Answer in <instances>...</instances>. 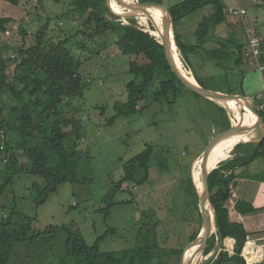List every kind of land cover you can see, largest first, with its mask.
I'll return each instance as SVG.
<instances>
[{
  "label": "rangeland",
  "instance_id": "rangeland-1",
  "mask_svg": "<svg viewBox=\"0 0 264 264\" xmlns=\"http://www.w3.org/2000/svg\"><path fill=\"white\" fill-rule=\"evenodd\" d=\"M183 1L161 0L165 7ZM237 1L246 9L247 15L244 19L228 15L227 23L218 31L219 34L224 33L225 39L243 45L244 65L235 72L244 71L242 81L245 95L239 91L238 99L246 101L248 105V99L255 98L264 89L257 65L249 54L247 35V30H250L263 40L261 59L264 65V0H258L257 4H253L252 0ZM237 1L226 0L225 4L235 7ZM19 3L14 6L0 0V19H11L6 25L7 32L0 31V59L6 62L8 73L12 76L20 61L19 49L32 46L37 31L45 25L48 26V40L69 39L67 48L82 64L80 74L86 84L82 97L74 98L70 108L76 109V119L81 124V138L73 171L89 180L81 183L65 182L56 193L50 195L45 204L37 206L33 185L38 182V177L27 173L15 176L1 198L0 222L10 218L15 211L17 220L35 219L34 228L37 231H45L50 226L74 225L88 245L96 243L110 228L116 229V234L100 241L101 252H121L135 247L142 241L139 239L140 227H144L145 232L148 223L150 231L155 229L158 235L162 250L159 261L179 264L180 258L174 252L178 249L182 251L185 247L188 250L189 242L196 232L197 212L189 178L190 175L192 177L193 162L200 157L218 126L206 114L213 110V106L188 91H183L172 107L157 104L153 100V94L159 90L157 84L151 87L149 97L139 102L138 110L126 115L129 112L124 106L129 100L127 84L135 79L130 73V64L135 57L125 54L118 47L120 34L105 32L89 41L94 24H82L85 17L81 20L72 12V0H21ZM127 4V0H116L115 5H112L109 0L110 9L115 14H118L116 11L124 12V8H129ZM204 12L209 14L207 10ZM197 14L183 20L179 26L178 31L188 40L200 21V15ZM122 16L125 19L128 15ZM108 18L111 19L110 16ZM149 27L154 29L152 24ZM201 74L204 75L203 71ZM4 100L5 114L12 117L11 98L7 96ZM214 103L220 105L216 100ZM116 104L120 105L119 116ZM237 111L240 113V110ZM252 112L258 118L257 123L243 126L241 130L246 137L251 135L248 143L254 145L253 139H260L264 134V123H260L258 112ZM62 116H65V112ZM234 122L233 118L231 128L224 133L233 128ZM10 142L12 148H17L14 141ZM147 145L156 146L157 152L164 151V156L168 157V171L161 173L156 160L150 172L151 184L148 182L138 188L124 184L130 192H123V188L119 189V180L124 176V164L140 154ZM3 161L4 157L0 155V185L9 175L4 171L6 163ZM109 205L110 212L106 218L105 209ZM144 212L149 213L152 220L143 217ZM58 248L54 242L42 249L16 247L12 256L15 252L13 259H18L15 264H50ZM219 249L217 244L206 259L220 253L222 250ZM38 255H42L40 259H37Z\"/></svg>",
  "mask_w": 264,
  "mask_h": 264
},
{
  "label": "trees",
  "instance_id": "trees-1",
  "mask_svg": "<svg viewBox=\"0 0 264 264\" xmlns=\"http://www.w3.org/2000/svg\"><path fill=\"white\" fill-rule=\"evenodd\" d=\"M5 1L14 6L21 2ZM152 1L162 4L161 0ZM225 3L226 0H184L170 7L162 5L171 15L175 43L184 68L192 71L196 82L204 89L223 86L240 90L245 95L242 81L244 71L235 72L244 65L243 45L216 36V30L227 23L229 7ZM205 10L209 14H205ZM72 12L81 20L85 17L82 24L88 26L94 24V32L89 35V41L105 32L109 34L117 32L120 34L117 40L118 47L125 54L135 57L130 64V73L135 79L127 84L129 100L124 106L129 112L126 115L135 113L139 102L146 100L151 87L157 84L159 90L153 94L154 102L169 107L176 104L179 96L186 90L165 62L157 38L143 31L138 18L129 14L124 19L122 15L113 13L109 0H72ZM196 13L200 15V21L188 40L178 29L183 20ZM10 22L9 18L0 19L2 33L7 32L6 25ZM47 31L48 26L41 27L36 33L34 44L19 49L20 61L15 66L12 76L8 73L6 62L0 59V155L4 157L3 162L6 163L4 171L9 174L0 185V202L7 186L15 176L22 173L38 177V182L33 185L36 192L34 201L37 206L45 204L50 195L56 193L63 183L68 181L81 183L89 180L88 177H81L73 171L81 138V124L76 119V109L70 108L73 99L77 96L82 97L86 88L80 74L82 64L67 48L68 38L62 41L48 40ZM23 33L27 34L25 31ZM202 71L204 75L201 74ZM7 96L13 103L10 109L12 117L5 114L4 99ZM207 101L213 106V110L207 111V117L210 116L219 125L228 110L210 100ZM119 107V104L115 105L117 116L121 115ZM64 112L65 116H62ZM242 118L248 126L253 125L249 117ZM230 128L229 125L225 131ZM253 140L254 145L243 142L235 146L231 152L233 155L220 162L209 175L217 222L208 254L213 252L217 243L224 249V241L227 238L235 240V254L230 256L227 252L221 251L216 256L206 259L203 264H246L241 253L247 237L252 233L246 225L230 220L229 201L233 197L232 189L236 186L235 170L248 169L264 156V134L262 138ZM10 141H14L17 148H12ZM163 152H157L156 146L147 145L140 154L125 163L124 176L119 180V189L123 188V192H130L129 188L123 186L124 184H132L137 188L148 182L151 184L150 172L156 160L160 172L166 173L168 157H165ZM249 179L260 182L264 180L259 175H251ZM189 186L197 212L196 232L192 237V243L197 239L194 237L201 231L202 214L191 175ZM234 202L236 212L242 216H250L257 212L254 205L244 197H237ZM109 212L110 205L105 209L106 218ZM15 215L16 212L13 211L10 218L0 222V264L17 262L18 259H13L15 252L12 256V251L16 247L26 250L32 247L42 249L52 242L57 243L59 248L50 264H165L159 261L162 250L158 235L155 229L153 232L150 231L148 223L145 225L147 226L145 232L144 227H140L139 239L142 241L135 247L121 252H101L100 241L116 234V229L110 228L96 243L88 245L79 230L74 229V225L50 226L45 231H37L34 228L35 219L17 220ZM142 215L147 220H152L149 213L144 212ZM174 253L180 258V249ZM38 256L37 259H40L42 255Z\"/></svg>",
  "mask_w": 264,
  "mask_h": 264
},
{
  "label": "bare ground",
  "instance_id": "bare-ground-1",
  "mask_svg": "<svg viewBox=\"0 0 264 264\" xmlns=\"http://www.w3.org/2000/svg\"><path fill=\"white\" fill-rule=\"evenodd\" d=\"M112 5H115L116 0H111ZM128 7L125 8L124 12H118L116 11V8L114 7V10L116 13L120 15H134L133 12H140L138 13V20L140 22V25L143 28H146L149 33H151L153 36L158 37L159 36V20L164 21L167 32L169 34L171 44H172V59L180 67V69L184 72L186 76H188V83L195 89H200V85L196 82L193 75L184 68L181 55L179 54L180 51H178L176 44L174 42V39L172 38V21L170 18L169 13L162 7H160V11L156 12L154 9L150 8L149 6H146L145 4L141 3H135V0H127ZM141 15V16H140ZM152 24L154 26V29H151L149 25ZM150 28V29H149ZM244 99V98H243ZM211 100H216L225 107L230 113L233 112L234 114V126L233 128L228 131L227 133H223L222 136L217 141L212 153L210 154L209 158V164L208 169L206 170L205 174H207L210 170H212L215 166H217L220 162L226 160L229 158V154L233 151L235 146L237 147L238 144L243 142H248L251 138V135H245V133L241 130L243 126H247V122L242 118H250L253 125L257 123L258 118L254 115L252 110H250L249 105H246V101H240L239 99H234L233 96L224 94L221 92H215L211 96ZM245 100V99H244ZM248 104V101H247ZM240 110V113L237 111ZM242 115V117H241ZM233 155V154H232ZM231 155V156H232ZM201 158H197L194 161V164L192 165V179L194 186L196 185L197 193L199 199L202 201V209L204 211V214H208L209 210V204H205L207 202L205 195L203 193V190L201 188V185L198 183L199 180V174H200V160ZM195 169V173H194ZM199 200V202H200ZM200 205V204H199ZM233 242L231 239L228 242V246L231 247ZM205 247V242L202 241L200 238L197 237V239L192 242L189 246V249L185 252L183 257L184 264H195L196 262V255L202 249V247ZM205 260H201L200 263ZM204 263V262H203Z\"/></svg>",
  "mask_w": 264,
  "mask_h": 264
},
{
  "label": "water",
  "instance_id": "water-1",
  "mask_svg": "<svg viewBox=\"0 0 264 264\" xmlns=\"http://www.w3.org/2000/svg\"><path fill=\"white\" fill-rule=\"evenodd\" d=\"M139 2H143L146 6H149L150 8L154 9L156 12L160 11V7H164L162 4H159L158 2L152 1V0H137ZM165 8V7H164ZM167 11V9L165 8ZM168 12V11H167ZM138 13L134 11L133 14L137 18ZM159 13V12H158ZM169 13V12H168ZM170 15V13H169ZM171 18V15H170ZM172 21V19H171ZM144 32H147L146 30L143 29ZM149 33V32H147ZM152 35L151 33H149ZM153 36V35H152ZM155 37V36H154ZM158 43L161 45L162 48V54L164 57L165 62L167 63L168 67L170 68L171 72L173 73L175 78L182 84V86L185 88L186 91L189 93L193 94L194 96H198L203 99L211 100V96L217 92V91H223L227 93H232L234 99H238V93L240 90H235L229 87H223V86H218V87H212L209 89H204L203 87L200 86V89H195L193 88L189 83H188V76L184 74V72L176 65V63L172 59V44L171 40L169 37V34L167 32L166 25L164 21L159 20V36L156 37ZM172 38L174 39V31H173V22H172ZM176 44V43H175ZM177 47V46H176ZM248 105L250 107V110L252 109L254 112V101L252 99H248ZM214 102V101H212ZM220 106V105H219ZM222 107V106H221ZM226 111V109H225ZM234 118L233 112H228L226 111L223 120L220 122V124L217 126L215 129L211 139L209 140L206 148L203 150L202 154H200V174H199V180L198 183L201 185V188L203 190V193L205 195V198L207 202L205 204H209V210L208 214L205 215L204 211L202 209V201L200 200V212L202 214V228L201 231L199 232L198 236H195L194 238L198 237L202 241L205 242V247L203 246L202 249L197 253L196 257V262L195 264H203L204 261L200 263L201 260H206L208 254V250L210 247V241L211 237L213 236L214 232L216 231V222H217V212H216V205L213 197V193L210 187L209 183V175L210 173L217 167L215 166L212 170H210L207 174H205L206 170L208 169V164H209V158L210 154L212 153L217 141L219 138L222 136L224 131L227 129V127L231 124L232 120ZM262 123V121H260ZM194 164V162H193ZM196 191V185L194 186ZM198 194V193H197ZM193 239L191 238V241ZM189 242V244L191 243ZM189 244L187 246H189ZM188 247H185L181 251L180 255V263L179 264H184L183 262V257L185 254V251L187 250Z\"/></svg>",
  "mask_w": 264,
  "mask_h": 264
},
{
  "label": "crops",
  "instance_id": "crops-1",
  "mask_svg": "<svg viewBox=\"0 0 264 264\" xmlns=\"http://www.w3.org/2000/svg\"><path fill=\"white\" fill-rule=\"evenodd\" d=\"M222 26H220L219 28H221ZM219 28L216 30V36L219 38H225L224 33L219 34V31H218ZM195 29H196V26L194 28V31ZM251 175H259L263 177L264 179V156L261 159L255 161L252 165H250L248 169L238 168L235 170L236 186L232 189L233 197L229 201L230 220L235 223H242L246 225L248 230L252 233L250 237L257 239L259 241L258 243L262 245L261 249H262L263 255H262V262L258 264H264V244H263L264 243V180H262L261 182L251 180L249 179ZM237 197H244L247 200H249L254 205L257 212H255L254 214L250 216L240 215L238 212H236L234 208L235 206L234 199ZM230 239L231 238H227L224 241L223 247L227 249L225 248L223 249L221 248L219 243L217 244L219 245L222 251H225L230 256H233V254H235L234 252L235 240L231 239L233 244L231 247H229L228 242ZM231 251H233L232 254H231Z\"/></svg>",
  "mask_w": 264,
  "mask_h": 264
},
{
  "label": "built area",
  "instance_id": "built-area-1",
  "mask_svg": "<svg viewBox=\"0 0 264 264\" xmlns=\"http://www.w3.org/2000/svg\"><path fill=\"white\" fill-rule=\"evenodd\" d=\"M257 2V0H252L253 4H257ZM228 14L230 16H239L244 19V17L247 15V11L238 3L237 6L228 8ZM247 35L250 48L249 54L251 55V59L254 58V60L252 61H254V64L257 65V70L261 75L262 83L264 85V66L261 59V48L263 40L256 36L250 30H247ZM189 72L191 73V71ZM252 99L254 101V108L256 112H258L262 123H264V89L255 98L252 97ZM258 242L259 241L257 239H254L250 236L247 237L244 248L241 253V257L245 260L246 264H258L262 262V245H260Z\"/></svg>",
  "mask_w": 264,
  "mask_h": 264
},
{
  "label": "clouds",
  "instance_id": "clouds-1",
  "mask_svg": "<svg viewBox=\"0 0 264 264\" xmlns=\"http://www.w3.org/2000/svg\"><path fill=\"white\" fill-rule=\"evenodd\" d=\"M186 69V68H185ZM186 70H188V69H186ZM189 71V70H188ZM191 71V70H190ZM191 74H192V71H191ZM193 75V74H192ZM253 100V99H252ZM258 114V113H257ZM260 121H261V118H260ZM262 124V123H261Z\"/></svg>",
  "mask_w": 264,
  "mask_h": 264
}]
</instances>
